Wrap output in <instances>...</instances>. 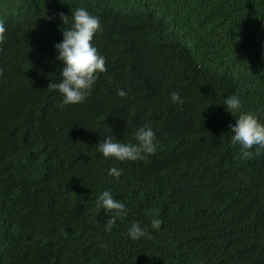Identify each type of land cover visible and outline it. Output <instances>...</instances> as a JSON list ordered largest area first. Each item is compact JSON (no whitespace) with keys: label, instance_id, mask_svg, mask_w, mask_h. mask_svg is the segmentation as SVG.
I'll list each match as a JSON object with an SVG mask.
<instances>
[{"label":"trees","instance_id":"trees-1","mask_svg":"<svg viewBox=\"0 0 264 264\" xmlns=\"http://www.w3.org/2000/svg\"><path fill=\"white\" fill-rule=\"evenodd\" d=\"M77 8L99 17L107 71L61 107L54 46ZM0 23V264H264V148L242 149L229 123H264V0H0ZM145 124L147 162L98 151L107 126L135 143ZM105 190L128 210L110 231ZM133 222L150 238L131 239Z\"/></svg>","mask_w":264,"mask_h":264},{"label":"clouds","instance_id":"clouds-1","mask_svg":"<svg viewBox=\"0 0 264 264\" xmlns=\"http://www.w3.org/2000/svg\"><path fill=\"white\" fill-rule=\"evenodd\" d=\"M60 18L64 25L69 24V15L60 13ZM103 31L99 17L90 14L85 8H77L71 11L70 26L63 30V39L54 47L57 52L56 59L62 62L60 70V82H52L48 89L58 91L62 96L61 107L71 104L83 103L92 93L93 87L100 74L107 71L106 60L94 46V36ZM6 28L0 23V51L6 39ZM119 96L124 97L127 93L118 90ZM170 100L173 103H183L180 94L172 91ZM242 97L233 92L224 98L226 109L240 110ZM233 114V111H230ZM234 115V114H233ZM233 131L231 141L239 144L242 149L250 150L255 145L257 153L264 148V123L250 112L240 111L235 115L234 120L229 121ZM113 130L107 128L100 132L102 141L97 143L98 151L105 158H115L118 161H145L155 154L157 150L156 133L150 124H145L136 129L134 134L135 143L120 142L113 134ZM250 151H244L245 157L251 156ZM123 169L112 167L108 170V175L119 179ZM97 208L103 209L109 216L105 224V230L110 231L116 219L127 215L126 205L114 199L110 191L105 190L97 200ZM161 221L153 218L151 226L159 229ZM128 236L133 240L151 236L142 229L138 223L133 222L128 229ZM106 247V245H104Z\"/></svg>","mask_w":264,"mask_h":264}]
</instances>
